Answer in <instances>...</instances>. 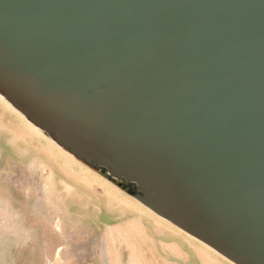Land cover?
Here are the masks:
<instances>
[{
    "label": "water",
    "instance_id": "1",
    "mask_svg": "<svg viewBox=\"0 0 264 264\" xmlns=\"http://www.w3.org/2000/svg\"><path fill=\"white\" fill-rule=\"evenodd\" d=\"M0 95L233 264H264V0H0Z\"/></svg>",
    "mask_w": 264,
    "mask_h": 264
},
{
    "label": "rangeland",
    "instance_id": "2",
    "mask_svg": "<svg viewBox=\"0 0 264 264\" xmlns=\"http://www.w3.org/2000/svg\"><path fill=\"white\" fill-rule=\"evenodd\" d=\"M0 264L230 263L0 101Z\"/></svg>",
    "mask_w": 264,
    "mask_h": 264
},
{
    "label": "bare ground",
    "instance_id": "3",
    "mask_svg": "<svg viewBox=\"0 0 264 264\" xmlns=\"http://www.w3.org/2000/svg\"><path fill=\"white\" fill-rule=\"evenodd\" d=\"M0 101L2 102V103H4L6 106H8L10 109H12L19 117H21L22 119H24L25 121H26V123H28V125L30 126V127H32L38 134H40V135H42L43 137H45L51 144H53V146L54 147H56L57 149H59V150H61L63 153H65V154H67L68 156H70V157H74L71 153H69V152H67L65 149H63L62 147H60L59 145H57L55 142H53L44 132H42L39 128H37V127H35L33 124H31L28 120H26L25 118H24V116L23 115H21L16 109H14L1 95H0ZM80 161V160H79ZM135 200V199H134ZM34 203H37L36 202V199L34 198ZM38 201V200H37ZM135 201H137V200H135ZM138 202V201H137ZM139 203V202H138ZM140 205H142L141 203H139ZM142 206H144V205H142ZM145 207V206H144ZM148 209V208H147ZM149 210V209H148ZM151 211V210H150ZM152 212V211H151ZM155 214V213H154ZM161 218V217H160ZM163 219V218H162ZM164 221H165V223L166 224H170V225H172L170 222H168V221H166L165 219H163ZM172 226H174V225H172ZM175 227V226H174ZM175 228H177V227H175ZM177 229H179V228H177ZM180 230V229H179ZM180 231H182V230H180ZM183 232V231H182ZM183 233H185V232H183ZM186 235H188L187 233H185ZM189 237H191V239H195V238H193L192 236H190V235H188ZM196 241H198L197 239H195ZM199 243H201V245L202 246H204L206 249H208L209 251H211V252H213V253H217L216 251H214L212 248H210L209 246H207V245H205V244H203L202 242H200V241H198ZM218 254V253H217ZM218 255H220V254H218ZM221 256V255H220ZM222 258H224L223 256H221ZM224 259H226V258H224ZM227 260V259H226ZM230 264H233L232 262H230L229 260H227Z\"/></svg>",
    "mask_w": 264,
    "mask_h": 264
}]
</instances>
